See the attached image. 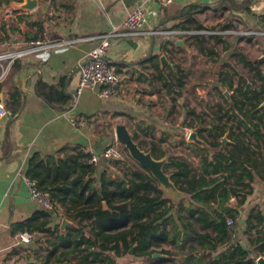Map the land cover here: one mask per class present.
<instances>
[{
    "label": "trees",
    "instance_id": "obj_1",
    "mask_svg": "<svg viewBox=\"0 0 264 264\" xmlns=\"http://www.w3.org/2000/svg\"><path fill=\"white\" fill-rule=\"evenodd\" d=\"M246 1L235 9H246ZM4 2L7 4L8 0ZM230 4L233 3L227 1L228 7ZM202 9L196 4L180 7L171 16L161 18L159 27L201 30L203 26L196 20L195 13ZM26 25L35 26L37 33L43 30L36 21ZM18 33L14 25L0 24V42L12 44ZM190 38H193L196 54L202 57L218 55L214 44L224 43L218 35ZM209 39L213 44L210 45ZM164 42L172 46L170 49L160 46L164 51L172 54L178 49L172 41ZM231 56L253 72L260 85L257 87L254 81L239 75L232 65L223 62L219 64L216 82L228 90L234 88L237 96H230L232 106L225 100V107L219 103L211 106L212 118L207 122L202 113H196L185 102V115L190 121L184 124L189 128L201 124L199 137L210 147L221 149L218 153H209L193 146L194 154L200 159L198 170L191 169L185 157H173L169 161L166 169L169 168L171 180L189 195V200L174 204L165 198L152 176L128 154L123 159L110 160L109 166L116 174L105 171L98 178L96 167L88 163L89 156L79 147L73 153L62 152L55 158L34 153L28 159L25 175L36 180L42 191L50 193L63 215L75 221L77 228L62 235L58 227L50 226L49 212L40 211L18 232L46 236L47 262L70 264L73 260L74 264H116V259L129 255L130 251L135 261L152 259L154 253L170 258L174 254L166 246L174 245L178 250L187 246L185 264H256L258 257H264V205H252L255 186L258 182L264 184V112L258 109L264 102V77L260 65L242 53ZM27 58L15 60L0 82V94L6 93V112L14 119L23 111V96L13 85V79L23 69L22 61ZM156 68L166 94L181 97L186 77L173 67L169 74H164L158 65ZM221 86L215 85L214 89L221 92ZM35 89L54 110H65L68 98L58 86L39 80ZM175 99L171 97L169 101L173 104ZM138 129L143 136L151 137L147 149L151 155L156 159L163 157L166 153L153 142L154 130ZM226 133L229 143L223 145L221 139ZM133 135L136 141L138 135ZM137 144L142 148V144ZM231 197L235 198V203H230ZM246 208L249 212L244 220L243 234L249 237L241 239L235 228L240 212ZM228 219L234 221L232 227ZM196 246L203 254L195 252ZM204 257L207 261L202 263Z\"/></svg>",
    "mask_w": 264,
    "mask_h": 264
},
{
    "label": "crops",
    "instance_id": "obj_2",
    "mask_svg": "<svg viewBox=\"0 0 264 264\" xmlns=\"http://www.w3.org/2000/svg\"><path fill=\"white\" fill-rule=\"evenodd\" d=\"M227 1L229 0H175L167 6L159 7L157 17L149 19L151 23L155 24L154 26L159 27L161 18L171 16L180 7L196 4L203 7L201 11L195 13L196 20L203 26L202 31L213 32L230 29L264 33V0H247L248 4L245 5L247 8L244 10H236L235 6L244 4L246 0H230L233 3L230 4V7L227 6ZM141 4L147 9L150 8L145 0H99L97 2L93 0H49L44 2L41 0L39 7L34 11L18 12V15L16 13L14 17H7L4 13L7 4L4 0H0V24L5 27L8 24L14 25L19 29L12 44L0 42V50H6L12 45H14L13 48L23 47L39 35H45L48 40L71 39L97 35L112 27L121 28L126 15ZM32 21L42 25L41 33H37L35 26L26 25ZM218 36L224 43L214 44L218 55L211 58L205 67L212 71L214 104L219 103L225 107L226 99L223 92L228 91L230 96H237V93L234 88L228 90L226 86L217 84L219 64L223 62L230 65L237 63L248 71L235 56L229 57L230 54L240 52L249 60L259 64L262 69L264 35ZM190 37L192 36L182 38L188 50L174 45L178 48L174 52L176 55L183 54L197 61L201 57L196 54L193 38ZM209 43L211 45L213 41L209 39ZM165 44L163 39L142 37H130L113 42L105 59L110 66L118 71H126L129 78L124 81L113 97L107 99L99 98L95 88L85 90L80 97L75 95L79 76L77 69L85 62L87 53L95 47L93 41L80 42L71 47L47 52V54L30 55L22 61L24 67L21 71H24L20 83L23 91V111L15 119L8 114L6 117L0 118V264H63L53 262V260L46 261L48 250L44 245L45 235L31 243L18 244L16 242L15 234L36 212H49L50 226L58 227L62 235L77 228L75 221L63 215L60 205L52 212L44 209L30 198L23 177L26 176L27 162L32 154L39 153L45 158H55L60 157L62 152L73 153L75 148L84 146L91 153L99 156L96 167V176L99 178L105 171L111 175L116 174L114 169L109 166L111 161L102 157L103 150L117 142L114 135L115 123L125 124L134 134L138 135L137 139L143 136L138 128L149 127L154 130V140L157 137L158 139L163 137L165 138L163 141H171L168 133L174 128L169 123L168 116L172 115L176 107L180 109V118L187 117L185 103L180 101L184 98L183 90L181 97L169 96L162 87L161 80L157 77L156 65L160 70H163L164 74H169V69L172 67L168 52L160 48ZM164 47L170 49L172 46L165 45ZM155 55L157 58L154 57ZM162 55L165 56L166 61L160 66V56ZM208 58L210 59V57ZM149 59L151 60L149 61ZM236 70L240 73V70ZM262 76L264 77L263 71ZM16 77L13 79V85L18 88L14 83ZM39 80L58 86L66 97L67 94H71L73 96L72 105L66 106L65 110L61 112L54 110L37 95L35 88ZM215 85L221 86L222 91L215 90ZM195 91L196 93L187 97V103L191 109L198 113L196 101L200 93L197 87ZM171 97L176 98L173 104L169 101ZM5 98L6 93L2 92L0 101L4 104ZM178 104L180 105L178 106ZM258 109L264 112V106H260ZM79 120H85L87 124L83 127L75 125V121ZM181 130V135H184V131L185 134L189 131L184 126L181 127ZM4 142L6 143L4 144ZM147 144L149 148V143ZM187 145V149L193 151L194 145L190 143ZM252 205L260 207L264 205V184L261 182L255 186ZM248 212L249 208L242 210L240 217L237 218L238 227L235 229L241 239L249 237L243 234L245 231L244 220ZM63 218L70 221L76 228L67 227L65 230H61L60 223ZM167 259L169 258L164 261L166 264L169 263ZM133 262L128 261V264ZM139 262L146 264L143 261ZM70 264H74V261L70 260ZM116 264H118L117 261Z\"/></svg>",
    "mask_w": 264,
    "mask_h": 264
},
{
    "label": "built area",
    "instance_id": "obj_3",
    "mask_svg": "<svg viewBox=\"0 0 264 264\" xmlns=\"http://www.w3.org/2000/svg\"><path fill=\"white\" fill-rule=\"evenodd\" d=\"M95 2L99 0H93ZM175 0H145V3L150 6L147 9L144 5H139L133 8L125 17L121 28L112 27L110 30L92 35L89 37H77L71 39H58L48 40L45 35L31 39L23 47L13 48L10 50H0V82L7 76L10 67L15 60L35 55L47 54V52L71 47L80 42H95V47L91 49L85 59L84 65L80 67L77 85L75 88V95L79 97L87 89H97V96L101 99L113 97L119 90L121 85L129 78L126 71H118L116 68L110 66L105 59V55L110 49L113 42L119 39L130 37L142 38H159L163 41L170 40L174 43L175 40L182 39L195 35H233L240 34L243 36H258L264 33H256L253 31H235V30H216L207 32L202 30H176V29H163L154 26L149 18L157 17L158 8L167 6ZM4 13L7 17H14L18 12L13 11L11 8H5ZM7 116L5 104L0 101V118ZM75 125L83 127L87 124L85 120L75 121ZM79 150L83 154L89 156L88 163L97 167L99 156L91 153L86 147L80 146ZM127 156L125 149L116 142L107 146L103 152L102 157L106 160H120ZM199 157V156H197ZM191 159L197 161L199 158L191 156ZM23 181L27 187L29 196L32 200L41 205L48 211H55L59 204L51 198L50 193L42 191L36 180L27 176L23 177ZM230 203H235V198H230ZM233 220L228 219L229 226H233ZM42 234H37L30 231H21L15 234V240L18 244L31 243L36 238L41 237ZM44 236V235H43Z\"/></svg>",
    "mask_w": 264,
    "mask_h": 264
},
{
    "label": "rangeland",
    "instance_id": "obj_4",
    "mask_svg": "<svg viewBox=\"0 0 264 264\" xmlns=\"http://www.w3.org/2000/svg\"><path fill=\"white\" fill-rule=\"evenodd\" d=\"M237 31V30H235ZM208 35V34H207ZM205 35V36H207ZM233 35H237V34H233ZM232 54L229 55V57ZM169 56V61L172 64V67L175 70H178L180 74L184 75L186 78L184 80L185 82V86L183 88V94H184V98L181 99L180 101L182 102H187V97L191 96V94L196 93L195 88L197 87L198 91H199V97L197 98L196 101V105H197V109H198V113H202L203 117L205 118V120L208 122L211 118H212V113L210 110L211 106H215V98L213 96V92H212V86H213V78H212V71L210 69H208L207 67H205L211 58L209 59L208 56H200L201 59L195 61V59L191 58V57H186L183 54L180 55H176V53H168ZM236 62V61H235ZM234 67V69H238L240 70V73L238 72V74H240L241 76L245 77L246 79L250 80V81H254L255 85L258 87L260 85V81L255 77L254 73L251 71H247L246 69H244L242 66L238 65L237 63H234L232 65ZM261 70L264 72V64L261 65ZM82 95V94H81ZM80 95V96H81ZM79 96V97H80ZM222 101V100H221ZM223 102V101H222ZM180 104H178L179 106ZM174 112L172 113L171 116H168L169 118V123L171 124V126L174 128L173 131H169V138H171V141L168 140H164L165 138H161V142L159 141L158 137L156 138V140H154L153 142H157V148H160L163 152H165L166 154H171L174 155V157H179V158H187L191 169L193 170H198L199 167V161L200 159H198L197 161H194L191 159V156L194 155V157H197L193 151L187 149V134L197 125H194L193 128H189L188 126H186L184 124V122H188L190 121L189 118H180L179 113H180V109L176 108L173 110ZM231 125H234L233 122H230ZM187 127L188 128V133L184 131V135H181V127ZM180 135V136H179ZM165 137V136H164ZM152 139H145L143 136H140L139 139H137L136 142H138L139 144H142V149L147 150L146 148H148V144ZM147 144V145H146ZM121 145V144H120ZM122 146V145H121ZM123 147V146H122ZM127 153V152H126ZM167 172H169V168L166 169ZM246 239V238H244ZM187 246H183V249L178 250L176 249V247L174 245H167L166 249H168L169 251H171L174 256L170 257L169 259V263L167 264H185L184 263V258L187 255ZM196 253L199 254H203V250L198 248L196 246L195 249ZM173 259V260H171ZM118 264H128V261L133 263L131 264H140V262L137 260H133L131 258V255L129 253L116 259ZM157 259H147L145 261H143L146 264H159L158 262H156ZM166 261V260H165ZM207 258L204 257L202 260V263L206 262ZM165 263V262H164ZM162 264V263H161ZM166 264V263H165ZM191 264H195L194 262H191Z\"/></svg>",
    "mask_w": 264,
    "mask_h": 264
},
{
    "label": "water",
    "instance_id": "obj_5",
    "mask_svg": "<svg viewBox=\"0 0 264 264\" xmlns=\"http://www.w3.org/2000/svg\"><path fill=\"white\" fill-rule=\"evenodd\" d=\"M41 0H8L7 7L11 8L16 12H31L39 7V3ZM47 8V6H46ZM175 46L182 47L188 50V47L185 45L183 39H178L174 41ZM166 58L164 55L160 56V66L164 64ZM85 63V62H84ZM82 63V65H84ZM81 65V66H82ZM80 66V67H81ZM78 67L77 70H80ZM24 71V70H23ZM23 71H20L14 80L15 85L18 87L20 94H23L21 90V81L20 78L22 76ZM223 95L229 104L232 106V100L230 97V93L228 91L223 92ZM69 101L66 106L69 107L72 105L73 96L71 94H67ZM264 106V102L261 104ZM202 129L201 124H198L187 134V142L197 146L209 153H218L221 149L210 147L204 140L199 137V131ZM114 135L115 140L123 146L128 156L134 161L137 165H139L142 169L146 170L152 178L157 182L159 189L162 191L165 198L169 199L172 203L177 204L182 200H189L190 197L188 194L180 191L177 186L171 180V174L166 171V167L169 164V161L173 159V155L165 154L163 157L156 159L151 155V152L148 150H144L139 147L137 142L134 140L133 132L122 123L114 124ZM221 142L223 145L228 144L229 140L227 139V133L222 137ZM76 228L70 221L66 218H63L60 223L61 230H65V228ZM37 240V238L35 239ZM132 251H130V254ZM167 255H161L158 253H154L152 255V259L157 258H166ZM63 264H67L64 262ZM256 264H264V257L260 256L256 259Z\"/></svg>",
    "mask_w": 264,
    "mask_h": 264
},
{
    "label": "flooded vegetation",
    "instance_id": "obj_6",
    "mask_svg": "<svg viewBox=\"0 0 264 264\" xmlns=\"http://www.w3.org/2000/svg\"><path fill=\"white\" fill-rule=\"evenodd\" d=\"M161 255H162V254H161ZM166 258H167V257H166ZM166 258H161V259H160V258H157V260H159L158 263L161 264L162 262H160V261H165ZM168 258H169V257H168ZM152 260H154V259H152Z\"/></svg>",
    "mask_w": 264,
    "mask_h": 264
}]
</instances>
